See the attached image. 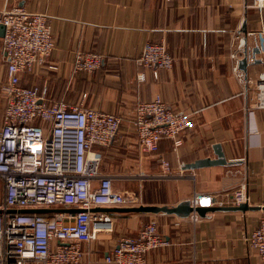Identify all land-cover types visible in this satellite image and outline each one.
<instances>
[{"label": "crops", "instance_id": "crops-1", "mask_svg": "<svg viewBox=\"0 0 264 264\" xmlns=\"http://www.w3.org/2000/svg\"><path fill=\"white\" fill-rule=\"evenodd\" d=\"M15 8L46 14L56 41L46 65L23 74L21 84L47 87L52 100L122 117L113 144L95 149L118 189L138 193L145 206L175 207L197 193L220 194L246 182L248 205L256 207L210 211L197 223L164 213L111 212L114 235L83 244L84 262L101 260L118 241L137 237L155 221L169 246L149 252L145 264H261L247 243L264 212V110L248 109L264 75V11L254 7V0H0V10ZM147 43L165 44L174 58L173 68L161 70L157 80L140 62ZM256 47V62L249 60L243 70L244 51ZM80 52L100 55L102 67L75 72ZM7 82L0 37V128ZM156 95L194 122L181 133L180 146L162 140L157 155L140 150L131 124L136 104ZM216 145L230 165L184 169L216 158ZM159 157L170 164V173ZM119 174L126 176L119 180Z\"/></svg>", "mask_w": 264, "mask_h": 264}, {"label": "built area", "instance_id": "built-area-1", "mask_svg": "<svg viewBox=\"0 0 264 264\" xmlns=\"http://www.w3.org/2000/svg\"><path fill=\"white\" fill-rule=\"evenodd\" d=\"M254 7L263 13L264 0H254ZM0 25L5 27L3 49L8 76L0 128V264H145L149 252L169 246L155 221L144 226L137 237L118 241L101 260L84 262L86 252L82 245L114 230V218L95 209L143 205L141 195L115 186L113 177L104 171L100 154L95 153L96 148L113 144L122 117L96 111L84 103L71 105L52 100L47 87L21 84V76L46 65L56 47L46 14L25 8L0 10ZM244 44L242 41L239 48ZM140 62L156 80L161 70L174 66L167 46L157 43L146 44ZM102 63L100 55L80 52L74 71L92 73ZM139 79L147 81L146 73ZM253 91L254 102L248 108L251 113L264 110V75ZM131 124L140 150L155 155L162 140H171L178 147L182 144L181 133L194 127L188 114L170 108L160 95L139 101ZM158 159L164 171L170 173V164L162 157ZM247 191L243 182L233 191L197 193L187 202L194 209L240 206L249 204ZM22 209L51 211L12 213ZM72 209L80 212L72 214ZM189 217L193 223L201 219L195 211ZM247 243L264 264V212Z\"/></svg>", "mask_w": 264, "mask_h": 264}, {"label": "water", "instance_id": "water-1", "mask_svg": "<svg viewBox=\"0 0 264 264\" xmlns=\"http://www.w3.org/2000/svg\"><path fill=\"white\" fill-rule=\"evenodd\" d=\"M246 33V31H244ZM247 34V33H246ZM5 35V27L3 25H0V37H4ZM259 48L256 47L254 50L251 51V53L248 52V50L244 51V58L240 61L239 65L240 67L245 70L248 61L250 58L255 60V56L257 53H259ZM216 158H206V159H200L195 161L194 163H190L184 166L185 170H197L202 168H208V167H215V166H226L230 165L224 155V152L222 151V148L219 145H216L214 147ZM256 207H249L248 204H243L236 207H217V206H202L193 208L189 202L185 201L183 203H180L179 205L175 207H169V206H156V205H142L139 207H123V208H100L95 209L94 211L99 212H105V213H111V212H121V213H145V214H168V215H176L181 218H187L191 215L192 212H197L200 216L206 214L210 211H222V210H247V209H254ZM259 208V207H258ZM49 209H22L19 211L13 210L12 213H23V214H45L50 212ZM72 214L80 212L78 209H72L70 210Z\"/></svg>", "mask_w": 264, "mask_h": 264}, {"label": "rangeland", "instance_id": "rangeland-1", "mask_svg": "<svg viewBox=\"0 0 264 264\" xmlns=\"http://www.w3.org/2000/svg\"><path fill=\"white\" fill-rule=\"evenodd\" d=\"M118 176H119V180H122L123 178H125L124 176H126V174H119ZM132 176H134V175H132ZM134 177H138L139 178V175H135ZM145 200H146V198H145ZM115 228H116V224L114 222V230H113V233L112 234H108L109 236L112 237V235H114ZM108 235H106V236H108ZM101 239L104 240V238H101ZM95 243H97V241Z\"/></svg>", "mask_w": 264, "mask_h": 264}, {"label": "bare ground", "instance_id": "bare-ground-1", "mask_svg": "<svg viewBox=\"0 0 264 264\" xmlns=\"http://www.w3.org/2000/svg\"><path fill=\"white\" fill-rule=\"evenodd\" d=\"M210 207H212V205Z\"/></svg>", "mask_w": 264, "mask_h": 264}]
</instances>
